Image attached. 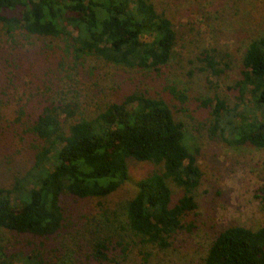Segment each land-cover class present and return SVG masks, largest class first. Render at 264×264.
I'll return each instance as SVG.
<instances>
[{
    "label": "trees",
    "instance_id": "16d2710c",
    "mask_svg": "<svg viewBox=\"0 0 264 264\" xmlns=\"http://www.w3.org/2000/svg\"><path fill=\"white\" fill-rule=\"evenodd\" d=\"M0 34L12 42L16 35L61 40L75 64L95 57L146 70L167 65L177 44L173 21L152 0H0ZM212 52L203 51L204 70L218 77L229 65ZM228 88L235 94L233 104L219 94L202 101L210 108L209 136L234 147L264 148V35L250 42L239 77ZM170 91L182 102L188 98L175 86ZM78 108L73 100H55L29 122L27 132L40 142L24 175L9 187L0 186V235L59 234L66 222L63 197L111 195L130 179L128 159L134 158L158 168L137 181L136 193L119 213L122 217L102 214L105 220L90 231L88 257L101 264L119 263L110 247L120 218L126 234L116 243L123 257L131 237L133 243L169 248L175 234L192 228L184 220L198 208L195 192L203 176L199 150L186 144L184 122L164 99L134 91L93 117L77 118L65 131L61 114L74 117ZM172 184L182 190L177 199ZM16 260L0 243V264ZM44 263L39 251L24 258V264ZM202 264H264V223L257 229L226 228Z\"/></svg>",
    "mask_w": 264,
    "mask_h": 264
},
{
    "label": "rangeland",
    "instance_id": "374dc122",
    "mask_svg": "<svg viewBox=\"0 0 264 264\" xmlns=\"http://www.w3.org/2000/svg\"><path fill=\"white\" fill-rule=\"evenodd\" d=\"M152 1L171 18L177 31L175 54L160 70L131 68L95 57L75 64L61 40L16 35L17 41L12 42L0 34V186H11L32 166L40 141L27 132L28 124L45 105L55 100L78 103L76 116L61 114L68 131L77 118L93 117L126 94L145 91L170 105L176 119L185 124L186 144L199 150L203 176L195 192L198 208L184 220L192 228L175 234L169 248L133 243L131 237L125 257L116 243L126 234L120 218L114 223L117 230L112 233L110 254L118 258V264H202L226 228L245 225L257 229L264 223V148L234 147L210 137V108L202 103L215 94L234 103L235 94L228 86L239 77L250 42L264 35V0ZM205 50L223 56L229 65L225 73L217 77L204 70ZM171 86L185 92L187 100L175 97ZM50 161L52 167L54 157ZM128 164L130 179L111 195L63 197L66 222L59 234L40 238L3 231L0 243L8 254L19 258L16 264H24V258L34 251L42 254L44 264H101L88 257L91 229L105 220L104 212L122 217L119 213L136 193L137 181L158 168L153 162L134 158ZM172 188L179 198L182 190L174 184Z\"/></svg>",
    "mask_w": 264,
    "mask_h": 264
}]
</instances>
